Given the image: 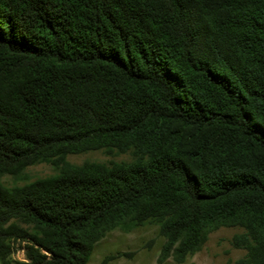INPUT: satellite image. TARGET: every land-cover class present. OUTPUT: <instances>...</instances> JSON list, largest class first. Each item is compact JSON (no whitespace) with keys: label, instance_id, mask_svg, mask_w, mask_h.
<instances>
[{"label":"trees","instance_id":"obj_1","mask_svg":"<svg viewBox=\"0 0 264 264\" xmlns=\"http://www.w3.org/2000/svg\"><path fill=\"white\" fill-rule=\"evenodd\" d=\"M98 150L133 159L66 163ZM42 162L0 182L1 264H88L148 220L163 258L239 225L264 264V0H0V176Z\"/></svg>","mask_w":264,"mask_h":264},{"label":"rangeland","instance_id":"obj_2","mask_svg":"<svg viewBox=\"0 0 264 264\" xmlns=\"http://www.w3.org/2000/svg\"><path fill=\"white\" fill-rule=\"evenodd\" d=\"M132 159L131 153L110 156L98 150L68 155L66 163L72 166H81L85 163L111 165L130 162ZM59 172L60 170L50 163L42 162L26 168L24 179L4 175L0 176V182L7 188H13L56 176ZM245 232L246 230L239 225L220 227L209 234L198 251L187 255L183 262L178 263L173 256L162 257L167 240L160 235V223L148 220L138 225L128 221L109 230L95 244L88 264H256L249 257L246 248L234 245V237ZM119 254L123 255L109 259ZM11 258L24 260V251L19 247Z\"/></svg>","mask_w":264,"mask_h":264}]
</instances>
